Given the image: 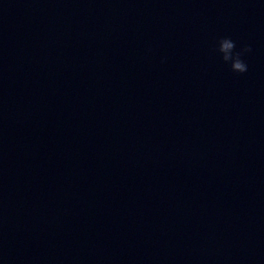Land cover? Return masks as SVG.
<instances>
[{
	"label": "clouds",
	"instance_id": "9594fccd",
	"mask_svg": "<svg viewBox=\"0 0 264 264\" xmlns=\"http://www.w3.org/2000/svg\"><path fill=\"white\" fill-rule=\"evenodd\" d=\"M217 51L221 54L222 60L230 65L233 72L243 74L248 71V65L242 57L252 51L250 45H244L239 51H236L235 41L224 37L218 41Z\"/></svg>",
	"mask_w": 264,
	"mask_h": 264
}]
</instances>
